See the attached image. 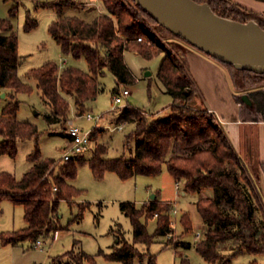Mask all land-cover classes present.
<instances>
[{
    "label": "trees",
    "instance_id": "obj_1",
    "mask_svg": "<svg viewBox=\"0 0 264 264\" xmlns=\"http://www.w3.org/2000/svg\"><path fill=\"white\" fill-rule=\"evenodd\" d=\"M194 1L208 3L222 17L240 22L255 20L264 29V14L252 12L234 0ZM71 3L72 0H63L45 5L58 13L57 19L50 24L49 32L64 54L75 59L84 58L88 71L75 66H67L60 71L55 62L48 61L28 72L29 77L36 81L41 99L49 109L45 115L48 124L56 125L68 120L71 100L79 111L86 110L100 92L99 78L106 69L116 78L114 93L121 85L134 83L135 78L125 60L128 51H135L145 59L166 53L158 78L173 103L157 115L147 114L145 110L131 105L121 108L115 121L134 125L126 138V143L134 141L129 157L108 159L105 157L108 148L104 145L98 147L89 160L80 158L60 165L61 173L56 175L59 163L43 158L37 148L29 155L32 166L21 179L9 173H0V202L10 200L15 205H21L27 224L19 230L2 232L1 245L18 246L26 240L35 245L41 237L62 228L58 215L60 202L70 203L81 193L68 180L75 177L78 164L88 162L98 178L109 171L117 173L123 180L136 175L157 176L166 167L176 182L184 183V192L200 194L204 190H212V197L197 201V210L206 229L195 244L197 252L209 264H229L240 253L264 254V193L258 183L259 173L264 174V163L256 167L247 165L217 119L208 110L190 105L199 90L188 60L176 59L160 48L157 34L149 23L162 33L187 41L161 26L132 0H102L106 12L95 13L92 20L64 15V8ZM15 12L16 7L10 9L9 18L0 17V32H10L9 35L0 34V89L11 91V100L0 114V156L13 158L17 156L18 140L37 139L39 133L35 124L17 119L20 101L16 95L31 93L33 89L18 75L21 62L19 39L11 21ZM36 25V21L28 16L26 30ZM141 37L143 41H139ZM217 62L228 74L236 91L235 99L246 106L241 114L243 120L264 121V89L261 88L264 86L261 85L264 74ZM243 93L250 99L249 104L243 99ZM255 113L263 118L249 117ZM96 132L95 129L92 139ZM121 209L132 222L133 243L118 239L113 252L104 255L123 264H134L137 257L148 254V264H157L155 255L140 252L136 245L149 246L155 237H165L171 232L167 215L169 205L152 199L149 205L142 207L124 202ZM156 213L159 214L157 228L150 235L147 222ZM182 225L186 231L192 229L189 215H183ZM175 246L184 249L192 247L190 242H179ZM74 251L64 257L74 254ZM76 255L79 257L71 256V260L64 264L95 261L84 251Z\"/></svg>",
    "mask_w": 264,
    "mask_h": 264
},
{
    "label": "rangeland",
    "instance_id": "obj_2",
    "mask_svg": "<svg viewBox=\"0 0 264 264\" xmlns=\"http://www.w3.org/2000/svg\"><path fill=\"white\" fill-rule=\"evenodd\" d=\"M60 1L63 0H0L1 18H9L10 9L16 7L15 16L11 17V21L19 39L21 62L18 75L33 89L31 93L16 95L17 100L20 101L17 119L35 124L39 132L37 139L18 140V152L15 158L9 155L0 156V173H9L17 179H21L32 166L29 155L37 148L41 151L43 158H51L59 163L56 169V175H59L61 173L60 165L65 163L62 160L63 147L66 144L64 133L69 126L75 124L85 130H91L95 125L83 117L86 112L103 115V119L98 125L99 129H96L98 132L92 139L90 150L82 158L91 159L96 149L105 145L108 148L105 157L116 159L121 156L129 157V153L134 147L133 140L126 143L127 135L130 134L134 126L115 121L119 117L121 108L131 105L145 110L147 114L157 115L159 112H164L173 103L172 97L166 93L165 87L158 78V71L166 53L152 59H145L135 51H128L125 53V60L135 78L134 83L121 85L120 89L114 93L117 86L116 78L106 69L104 75L99 78L100 92L86 110L79 111L74 101L71 100V112L68 120L56 125L48 124L45 115L49 113V109L41 99L36 81L29 77L28 72L48 61L55 62L61 71L65 68L63 66L65 58L68 60L67 66H75L88 71L86 60L84 58L75 59L71 55L64 54L49 32L50 24L57 19L58 13L45 5ZM243 7L260 13L257 10H251L244 4ZM89 11L101 14L106 12V9L102 0H72V3L64 8V15H77L86 18ZM28 16L37 23L31 30H26L25 27ZM146 22L148 21L146 20ZM149 24L157 34L156 41L160 48L174 55L176 59L188 60L189 50L200 52L187 42L168 33H162L154 24ZM147 73L150 75L146 76ZM261 88L264 89V86ZM124 89H128L130 95L124 99L122 104H115L114 95L120 94ZM205 91L204 96L210 98ZM10 94L11 91L0 89V114L11 100ZM242 95L247 94L243 93ZM193 100L204 104L206 98L199 91ZM240 107L242 114L246 106L242 104ZM208 112L222 126L217 115ZM251 116L258 119L263 118L261 114L256 113L249 117L251 118ZM118 124H123L124 129L112 131V128ZM224 130L230 137L229 131ZM263 178L264 174L259 173L258 183L261 189L264 186ZM68 182L81 193L74 197L70 203L60 202L58 215L62 228L47 237L40 238L45 245L42 250L34 247V243L30 240L15 247L0 246V264H64L71 260V256L79 257L76 255L79 251H84L94 258V262L86 264H123L110 260L104 255L113 252L118 239L133 243V225L130 218L122 211L121 204L133 202L138 207L149 205L152 200L149 198L152 195H157L159 200L175 202L178 214L172 215V205L170 204L172 202H163L165 205H169L167 215L172 236L155 237L149 246L137 244L140 252L155 255L157 264H182L183 260L185 264H209L195 248L196 242L203 237L205 231L202 229L203 221L197 210V201L200 196L197 193L183 195V182H181V189L178 192L176 181L166 167L157 176L136 175L123 180L117 173L111 171L106 172L102 178H98L93 174L88 162H85L78 164L75 177L69 179ZM203 198L210 197L205 195ZM184 214L185 217L189 215L191 218L193 225L191 230L186 231L183 228L182 217ZM157 220L155 215L148 219L147 230L150 235H153L157 228ZM25 225L21 205H15L10 200H2L0 202V232L18 230ZM197 232L201 233L199 237ZM179 242H190L192 247L190 249L176 247L175 244ZM72 250H75L74 254L64 257ZM148 259V254L142 255L135 259L134 264H148ZM254 261L264 264V254L240 253L229 264H250Z\"/></svg>",
    "mask_w": 264,
    "mask_h": 264
},
{
    "label": "water",
    "instance_id": "obj_3",
    "mask_svg": "<svg viewBox=\"0 0 264 264\" xmlns=\"http://www.w3.org/2000/svg\"><path fill=\"white\" fill-rule=\"evenodd\" d=\"M132 1L202 53L237 69L264 74V29L255 20L222 17L208 3L194 0ZM243 99L250 103L247 95Z\"/></svg>",
    "mask_w": 264,
    "mask_h": 264
},
{
    "label": "crops",
    "instance_id": "obj_4",
    "mask_svg": "<svg viewBox=\"0 0 264 264\" xmlns=\"http://www.w3.org/2000/svg\"><path fill=\"white\" fill-rule=\"evenodd\" d=\"M235 1L242 6L244 4L251 10H257L258 12L264 14V0ZM93 12L89 11V13L86 14L87 20H92L96 16ZM0 34L9 35L10 32H0ZM65 59L63 60V66L67 67L66 64L68 60L66 59L64 64ZM188 63L190 72L198 86V90L203 97L206 98L204 104L194 102V100H192L190 105L196 109L208 110L217 115L220 124H222L224 129L229 131L231 138H228L230 141L232 140L231 142L234 149L247 165L256 167L260 163H264V121L243 120L241 117V104L237 102L234 97V90L224 67H222V65L214 59L193 50H189ZM147 74L146 76H149V74ZM205 90L209 94L210 98L204 96ZM262 180H264V178ZM262 191L264 193V186ZM182 194L185 195L186 192H182ZM205 195L212 197V190L207 189L199 194L200 198H203ZM156 197L158 199L157 195ZM149 199H151V197ZM158 201L172 202L170 200L163 199H158ZM22 209L24 218V208L22 207ZM26 225L24 227H26ZM202 229H206L204 223ZM2 232H0V234ZM0 246H3L1 245V241ZM44 246L45 245L40 247V249H44Z\"/></svg>",
    "mask_w": 264,
    "mask_h": 264
},
{
    "label": "built area",
    "instance_id": "obj_5",
    "mask_svg": "<svg viewBox=\"0 0 264 264\" xmlns=\"http://www.w3.org/2000/svg\"><path fill=\"white\" fill-rule=\"evenodd\" d=\"M139 41H143V38H139ZM66 59L64 61V64ZM130 95V91L128 89L122 90L120 94L114 95L113 99L115 104L120 105L124 102V99ZM89 122H93L95 125L91 130H85L75 124L69 126L68 130L66 131V144L63 147V156L62 160L64 162L77 160L83 157V155L88 152L91 148L93 143L92 140V133L95 129H99V123L103 119V115H94L91 112H86L83 116ZM124 129L123 124H118L112 128V131H121ZM176 189L180 192L181 189V182H176ZM57 188H54L56 191ZM172 205V215L175 216L178 214V210L176 207V203H170ZM159 214L156 213L155 217L158 218ZM200 232H197V236H200ZM172 236L171 232L168 233L165 237ZM44 245L40 239L35 243L34 247L40 248Z\"/></svg>",
    "mask_w": 264,
    "mask_h": 264
},
{
    "label": "flooded vegetation",
    "instance_id": "obj_6",
    "mask_svg": "<svg viewBox=\"0 0 264 264\" xmlns=\"http://www.w3.org/2000/svg\"><path fill=\"white\" fill-rule=\"evenodd\" d=\"M261 14H263V13H261Z\"/></svg>",
    "mask_w": 264,
    "mask_h": 264
}]
</instances>
